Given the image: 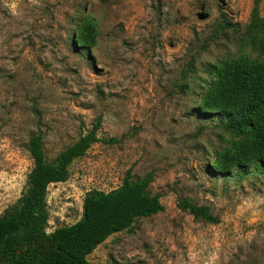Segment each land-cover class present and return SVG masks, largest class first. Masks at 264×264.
Listing matches in <instances>:
<instances>
[{
  "label": "rangeland",
  "instance_id": "obj_1",
  "mask_svg": "<svg viewBox=\"0 0 264 264\" xmlns=\"http://www.w3.org/2000/svg\"><path fill=\"white\" fill-rule=\"evenodd\" d=\"M254 0H0V213L25 188L31 136L48 162L87 133L85 154L47 187V232L84 195L149 171L164 209L87 256L93 263L264 264V165L222 166L243 138L202 100L226 63L264 66L246 40ZM264 24V0L257 3ZM230 23V27H224ZM206 206L216 223L182 201Z\"/></svg>",
  "mask_w": 264,
  "mask_h": 264
},
{
  "label": "trees",
  "instance_id": "obj_2",
  "mask_svg": "<svg viewBox=\"0 0 264 264\" xmlns=\"http://www.w3.org/2000/svg\"><path fill=\"white\" fill-rule=\"evenodd\" d=\"M254 0L250 28L263 29ZM230 27V23H224ZM247 43L264 55V39L246 35ZM202 107L216 113L224 130L243 138L235 145L226 163L240 169L249 159L264 165V66L257 63L230 61L203 97ZM99 118L92 128L60 152L54 162L45 159L40 132L29 139L28 153L32 168L20 196L0 213V264H122L116 260L93 263L87 256L110 235L130 230L134 221L164 209L157 194L148 190L153 179L149 171L131 178L127 170L122 183L109 191L97 189L85 193L81 217L70 225L47 232V187L67 178L70 163L100 141ZM104 143L115 139L101 140ZM182 207L195 218L216 223L206 206L182 201Z\"/></svg>",
  "mask_w": 264,
  "mask_h": 264
}]
</instances>
